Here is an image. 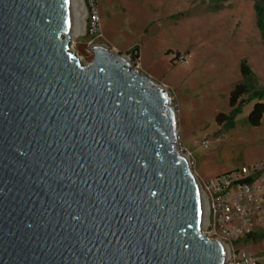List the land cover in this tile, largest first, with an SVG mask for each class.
<instances>
[{"label":"water","instance_id":"95a60500","mask_svg":"<svg viewBox=\"0 0 264 264\" xmlns=\"http://www.w3.org/2000/svg\"><path fill=\"white\" fill-rule=\"evenodd\" d=\"M71 30L70 0H0V264H225L168 93Z\"/></svg>","mask_w":264,"mask_h":264},{"label":"rangeland","instance_id":"374dc122","mask_svg":"<svg viewBox=\"0 0 264 264\" xmlns=\"http://www.w3.org/2000/svg\"><path fill=\"white\" fill-rule=\"evenodd\" d=\"M255 5L264 8V0H81L84 29L72 36L71 50L87 64L92 47L105 45L166 91L177 121V149L197 181L206 182L264 162V115L258 126L248 121L254 105L264 103V95L255 93L264 90V41ZM92 13L97 33L88 36ZM241 63L252 76L233 111L228 96L245 82ZM218 114L228 122L218 124ZM263 222L264 216H251L250 234H264ZM231 242L264 264V238Z\"/></svg>","mask_w":264,"mask_h":264},{"label":"built area","instance_id":"2783aa9c","mask_svg":"<svg viewBox=\"0 0 264 264\" xmlns=\"http://www.w3.org/2000/svg\"><path fill=\"white\" fill-rule=\"evenodd\" d=\"M96 22L92 13L88 36L97 33ZM198 184L205 213L203 232L206 231L204 234L210 239L217 237L223 244L227 256L225 264H259L247 252L236 249L231 241L251 235V216L257 215L259 220L264 216V162ZM222 238L227 239L229 245Z\"/></svg>","mask_w":264,"mask_h":264},{"label":"trees","instance_id":"16d2710c","mask_svg":"<svg viewBox=\"0 0 264 264\" xmlns=\"http://www.w3.org/2000/svg\"><path fill=\"white\" fill-rule=\"evenodd\" d=\"M254 9L256 12V26L259 29L262 39L264 41V8L258 5H255ZM134 51L136 52L137 49L135 48ZM263 51H264V48H263ZM240 71H241L243 78L245 79V82L236 84L232 88L228 96V105L233 111H235L236 107L240 105L242 101L241 100L242 97L246 93H248V90H249L248 88L250 87L249 80L252 76L250 69L244 63H241ZM255 93L258 97H261L264 95V90L256 91ZM263 115H264V103H256L248 116V121L250 125L258 126L260 124V121ZM216 121L218 124L221 125V124L228 122V117L225 116L224 114H218L216 117ZM261 238H264V234H261L258 236H255L252 234V235L247 236L245 240L257 241L258 239H261Z\"/></svg>","mask_w":264,"mask_h":264},{"label":"bare ground","instance_id":"6f19581e","mask_svg":"<svg viewBox=\"0 0 264 264\" xmlns=\"http://www.w3.org/2000/svg\"><path fill=\"white\" fill-rule=\"evenodd\" d=\"M70 4L72 11L71 36H78L83 32L84 29V21H83L84 11L81 7V0H70ZM203 213H204V206H203ZM204 219H205V215H204Z\"/></svg>","mask_w":264,"mask_h":264}]
</instances>
